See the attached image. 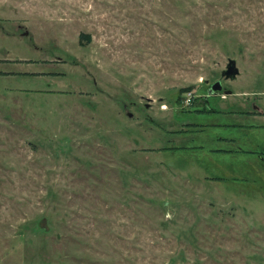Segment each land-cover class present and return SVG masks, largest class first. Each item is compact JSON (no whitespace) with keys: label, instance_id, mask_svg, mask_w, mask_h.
Listing matches in <instances>:
<instances>
[{"label":"rangeland","instance_id":"1","mask_svg":"<svg viewBox=\"0 0 264 264\" xmlns=\"http://www.w3.org/2000/svg\"><path fill=\"white\" fill-rule=\"evenodd\" d=\"M0 264H264V0H0Z\"/></svg>","mask_w":264,"mask_h":264},{"label":"water","instance_id":"2","mask_svg":"<svg viewBox=\"0 0 264 264\" xmlns=\"http://www.w3.org/2000/svg\"><path fill=\"white\" fill-rule=\"evenodd\" d=\"M238 72L239 70H238V67L236 66L235 60L230 58L228 59L226 67L225 69L222 70L221 74L225 78H234L238 74ZM210 89L220 90L221 89L220 80H216L214 83H212Z\"/></svg>","mask_w":264,"mask_h":264},{"label":"trees","instance_id":"3","mask_svg":"<svg viewBox=\"0 0 264 264\" xmlns=\"http://www.w3.org/2000/svg\"><path fill=\"white\" fill-rule=\"evenodd\" d=\"M183 90H186V89H182L181 91H183Z\"/></svg>","mask_w":264,"mask_h":264},{"label":"flooded vegetation","instance_id":"4","mask_svg":"<svg viewBox=\"0 0 264 264\" xmlns=\"http://www.w3.org/2000/svg\"><path fill=\"white\" fill-rule=\"evenodd\" d=\"M210 90H211V89H210ZM212 91H213V90H212ZM212 91H211V92H212Z\"/></svg>","mask_w":264,"mask_h":264}]
</instances>
